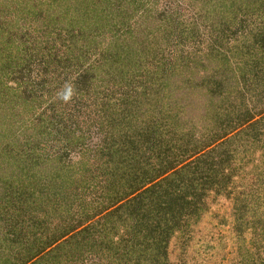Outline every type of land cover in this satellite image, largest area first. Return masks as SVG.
<instances>
[{
  "label": "rangeland",
  "instance_id": "obj_1",
  "mask_svg": "<svg viewBox=\"0 0 264 264\" xmlns=\"http://www.w3.org/2000/svg\"><path fill=\"white\" fill-rule=\"evenodd\" d=\"M0 264H264V0H0Z\"/></svg>",
  "mask_w": 264,
  "mask_h": 264
},
{
  "label": "trees",
  "instance_id": "obj_2",
  "mask_svg": "<svg viewBox=\"0 0 264 264\" xmlns=\"http://www.w3.org/2000/svg\"><path fill=\"white\" fill-rule=\"evenodd\" d=\"M177 164V163H176ZM171 169V168H170ZM158 177L155 176V177H151L150 179L148 178V183H151L153 182L156 178ZM161 181V179H159ZM160 181H158V183H160ZM157 183V184H158ZM157 184L153 185V187H156L158 186ZM149 190V189H147ZM146 190V191H147ZM166 189H164L163 191H161V193H164L165 196H159L158 198L160 199V204H163L164 206V210L167 211L166 212V215H168L170 218L169 219H166L168 220V222L171 220L172 222H175V220H177V217H176V214H175V209L177 207H181L182 206V203H181V200H179L181 198L180 196V191L178 193H170L168 191H166ZM153 192H156V191H153ZM132 194V193H131ZM156 198V200L158 199ZM154 199V198H153ZM82 224H80L79 226H81Z\"/></svg>",
  "mask_w": 264,
  "mask_h": 264
}]
</instances>
